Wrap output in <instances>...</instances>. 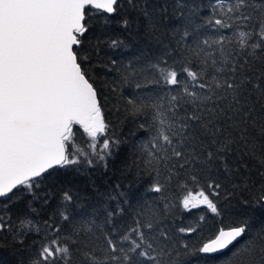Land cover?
<instances>
[{
    "label": "snow or ice",
    "instance_id": "1",
    "mask_svg": "<svg viewBox=\"0 0 264 264\" xmlns=\"http://www.w3.org/2000/svg\"><path fill=\"white\" fill-rule=\"evenodd\" d=\"M89 9L144 23V47L111 64L120 85H154L123 105L150 133L134 146L146 197L92 180L126 145L89 71ZM62 170L107 199L65 186ZM54 200L37 221L35 203ZM0 236L18 264H264V0H0Z\"/></svg>",
    "mask_w": 264,
    "mask_h": 264
},
{
    "label": "trees",
    "instance_id": "2",
    "mask_svg": "<svg viewBox=\"0 0 264 264\" xmlns=\"http://www.w3.org/2000/svg\"><path fill=\"white\" fill-rule=\"evenodd\" d=\"M207 3V0H204ZM91 15L87 18L89 25V31L84 36V49L92 56L89 71L92 79L96 81V86L101 92V103L103 106L104 115L107 121L112 125V131L119 136L126 148H124L119 155L113 160L109 161L107 172H103L97 169L92 174V180L95 181L97 191L99 194H106L110 186L115 184L122 185L124 190L128 189H140L141 196H148V171L145 165L141 162L143 156L134 155L135 149H139L141 145L146 143L150 138V133L147 130L142 131L138 125L143 122L142 118H131L125 115L123 105L125 98L130 93H147L149 88L154 85H147L145 88L136 89L134 82L129 84H119V73L117 72V66L111 64V60L114 58L118 64L120 61L127 63L132 57V53L136 50L135 46L141 44V38H144L145 27L142 21L136 20V18L130 17L131 26L125 29L121 22V15L114 14L108 15L95 9L88 10ZM107 20V23H105ZM139 33V37H137ZM119 37L123 40L128 47L123 49H111L108 47V41L112 38ZM99 47V54H95L96 47ZM115 82V83H114ZM119 85V87H117ZM116 88V91L113 89ZM78 129V126H75ZM76 140L83 143L87 140L82 130L77 131ZM136 159L139 167H133L132 161ZM84 170L81 169V172ZM143 172V175H141ZM62 183L65 186H72L81 190L82 195L87 193L89 200L94 199H107L106 195H95L93 189L90 187L91 181L88 175H77L75 172L61 171ZM255 179V177H254ZM143 185V187H142ZM259 190V184L257 183L255 188H252L249 192L237 193L234 204L239 208L243 205V201L246 198H251L257 195ZM43 194V193H41ZM56 201H52L48 207L42 208L40 203H35V207L39 213L36 216V220L42 222L44 219L52 213L55 208ZM251 211V209H247ZM13 218L19 212L26 211L24 203L21 202L11 209ZM202 210L193 209L189 216L185 213L187 220L194 219L198 212ZM38 237H29L26 243L31 244L32 240ZM21 259V255L17 249L13 247V243L10 237L5 238L0 236V264H18Z\"/></svg>",
    "mask_w": 264,
    "mask_h": 264
},
{
    "label": "water",
    "instance_id": "3",
    "mask_svg": "<svg viewBox=\"0 0 264 264\" xmlns=\"http://www.w3.org/2000/svg\"><path fill=\"white\" fill-rule=\"evenodd\" d=\"M107 14V13H106Z\"/></svg>",
    "mask_w": 264,
    "mask_h": 264
}]
</instances>
